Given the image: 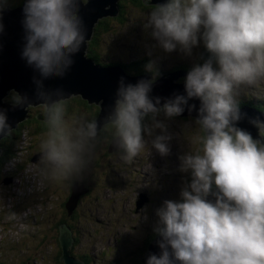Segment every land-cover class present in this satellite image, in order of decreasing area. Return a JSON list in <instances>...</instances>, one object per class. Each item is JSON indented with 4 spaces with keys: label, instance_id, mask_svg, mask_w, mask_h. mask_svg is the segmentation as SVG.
I'll list each match as a JSON object with an SVG mask.
<instances>
[{
    "label": "clouds",
    "instance_id": "1",
    "mask_svg": "<svg viewBox=\"0 0 264 264\" xmlns=\"http://www.w3.org/2000/svg\"><path fill=\"white\" fill-rule=\"evenodd\" d=\"M9 0H0V37L6 31ZM83 0H24L20 59L32 70L31 93L10 90L13 108L42 109L45 130L38 167L45 180L82 179L104 133L120 159L131 163L145 148L144 133L161 155L170 151L168 127L158 119L197 111L195 150L180 156V171L190 173L179 201L156 210L154 231L161 252L147 264H264V120L242 113L239 97L264 81V0H166L152 6L143 28L167 53L200 55L184 78L185 94L151 96L156 75L135 84L120 78L101 122L87 113L69 115L72 94L49 81L63 80L74 57L87 44L80 14ZM150 30V31H149ZM151 55V51L148 53ZM145 70L154 72L155 61ZM197 99L199 108L189 104ZM146 118L151 124H146ZM247 119L258 136L238 126ZM191 124V123H190ZM12 133L0 108V134ZM211 197V198H210ZM8 220L17 219L12 212ZM21 228L24 225H20Z\"/></svg>",
    "mask_w": 264,
    "mask_h": 264
},
{
    "label": "rangeland",
    "instance_id": "2",
    "mask_svg": "<svg viewBox=\"0 0 264 264\" xmlns=\"http://www.w3.org/2000/svg\"><path fill=\"white\" fill-rule=\"evenodd\" d=\"M15 2L10 0L8 5ZM120 2L124 5L122 18H107L110 31L98 37L96 51L101 65H127L147 59V64L155 61V70H145L146 73L158 78L171 73L176 66H183L186 70L182 71L188 73L193 64L199 62L198 57L206 51L202 42L193 48L190 57L179 50L167 53L158 46L153 47L157 41L143 28L152 9L136 7L131 0ZM150 51L151 55L148 54ZM184 78H177L175 83L184 84ZM239 100L264 102V81L243 90ZM97 107L100 113V107ZM33 108L37 110H34L35 116L41 117L42 109ZM92 112H88L89 117L93 116ZM158 119L167 124V134L172 136L167 155H161L151 145L156 135L165 134L160 129L154 130L151 137L144 134L145 148L131 163L121 160L120 155L112 156L110 151L115 146L103 142L102 150L95 152L82 179L67 182L43 179L38 167L41 135L24 131L15 157L0 175V264H64L59 259L61 251L55 239L59 238L63 204L72 192L71 187L88 190L79 199L76 218L69 222L76 228L74 235L79 236L78 245L73 246L75 258L85 255L93 260V264L115 259L127 263L133 257L127 254L143 250L145 232L154 230L158 224L156 210L165 200L179 201L182 187L185 182H190V173L180 171V156L198 146L192 142L197 134L193 116L165 119L161 114ZM34 130L32 126L31 131ZM24 161L26 166L21 171L19 166ZM7 178L12 182L5 183L10 180ZM140 194L149 195L151 199L146 208L135 215L132 210L140 200ZM12 212L17 214V219L8 220Z\"/></svg>",
    "mask_w": 264,
    "mask_h": 264
},
{
    "label": "water",
    "instance_id": "3",
    "mask_svg": "<svg viewBox=\"0 0 264 264\" xmlns=\"http://www.w3.org/2000/svg\"><path fill=\"white\" fill-rule=\"evenodd\" d=\"M146 5H154L158 3H165L166 0H142ZM120 0H83L81 4L80 14L84 19L87 28V44L81 49L80 53L74 57L75 64L70 72L63 79H56L49 81L51 87L63 86L65 90L72 94V97H81L89 105H96L100 107L99 117L103 121V115L108 105H110L115 97V92L121 77L125 79L126 83L135 84L141 79H152L148 74L141 76H130L126 73L125 69L120 65L101 66L96 64L92 59L87 57L89 43L92 41L95 28L100 21L107 18H116L120 16L121 9L119 7ZM20 7L8 9L4 14V23L6 31L0 37V108L7 111L8 124L11 126L12 131L16 130L20 123H22L28 115V110L22 108H13L11 103L5 102L10 95V90L16 89L21 93H31V76L32 70L26 67L23 60L20 59V46L22 44L23 30L20 25L21 9ZM207 58L209 55L206 51L203 53ZM187 73L182 70L171 72L164 76H160L153 84V91L151 96L172 97L173 94H185L184 84L175 83V80L180 77H186ZM71 97V98H72ZM189 104H195L197 110L200 102L197 99L189 101ZM35 107V106H33ZM242 113H247L248 116H260L264 120V111H260L250 106L240 107ZM197 111L191 114L185 112L179 116L186 118L188 116H197ZM42 119V117H39ZM239 127L244 128L252 133L254 137L258 136L257 129L250 125L247 119L242 120L238 124ZM8 134H0V143L7 137ZM1 145V144H0ZM118 151L115 147L110 151L112 154ZM2 150L0 149V156ZM37 159V158H36ZM5 183H11V178ZM74 192L72 197L67 201L66 208L67 214L71 215L78 207L79 199L87 189L84 187H73ZM211 198V197H210ZM140 200L136 202L137 211L145 202L148 201L146 195L142 194ZM157 238L149 244L144 256L141 258V264H147V259L150 254L159 255L161 250L158 247ZM61 247L60 260L64 264H83V262L76 259L70 252L74 245L73 232L68 226H61L58 238Z\"/></svg>",
    "mask_w": 264,
    "mask_h": 264
},
{
    "label": "trees",
    "instance_id": "4",
    "mask_svg": "<svg viewBox=\"0 0 264 264\" xmlns=\"http://www.w3.org/2000/svg\"><path fill=\"white\" fill-rule=\"evenodd\" d=\"M131 1H132V3L136 7H140L142 9H146L144 7V5L142 4L141 0H131ZM120 5H121L120 6V8H121V15L118 17V19H121L122 16H123V13H124V5H122V4H120ZM107 20L108 19H104V20L100 21L99 24L96 26L94 37H93L92 41L89 43V48H88V52H87V57L89 59H92L98 65H101L100 64V56H99V54L96 51V48L98 47V44H99L98 37L100 36L101 33H107V32L110 31L109 30V25L107 24ZM113 65H120L121 67H123L129 73H134L137 76H141V75L147 74L146 71H145V68H144L147 65V59L143 60L142 62H138L137 61L135 63L127 64V65L116 64V63L112 64V66ZM101 66H111V65H101ZM180 70H183V69H180ZM148 75H150V74H148ZM159 78H160V76L158 78H156V80L159 79ZM10 97H11V95L7 98V101H9L11 99ZM243 106H250V107H253V108L258 109L260 111H264V102H257V101H253L252 103H249V102L248 103L240 102V107H243ZM76 107H79V108H83L84 107L87 110L86 111L87 114H88V112L93 111L92 112L93 116H90V118L91 117H96V118L99 117V109H98V107L95 106V105H89L86 101H84L83 99H81L79 97H76V98L71 99L70 101H68V112H69V114L72 113L71 108L73 109V108H76ZM149 121H151V119L150 118H146L145 122H149ZM25 124L28 125V122H25ZM38 125H39V128H40V126L43 125V123L42 124L40 123ZM29 126H31L30 123H29ZM17 129H18V132L17 133L12 131V133H13L12 135L11 134L10 135H7V137H9V139L8 140L1 141V143H0L1 144L0 145V149L2 150V155L0 156V175H1V172H3L4 167L9 162H11L10 160L12 158L15 157V154H16L15 153L16 152L15 150L17 148H19L18 142H19V140H20V138L22 136V133L24 131H29L27 129V127L24 126V123L23 122L18 126ZM102 134L104 136L106 135L104 133H102ZM107 137L109 138L111 136H107ZM103 142H107V141H105V139H103V138L100 139L101 145L104 144ZM100 150H102V149H100ZM104 152H105V155H106L107 152L106 151H104ZM25 166H26V161H24L22 163V165L19 166V169L21 171H23L25 169ZM71 191L72 192H70V195H69L68 200L73 195V192H74L73 187H71ZM67 201H66V203H67ZM66 203H65V205L63 204V208H64V210H63V214L64 215L63 216L64 217L61 220V222H60V224H59L58 227L60 228V226L63 224L65 226H68L71 229V231L73 232L74 245H75V248H76V246L79 243V238H78L79 236H75L74 235L76 233V228L74 226H70L69 222L71 220H74L76 218V216H77L76 211L77 210L74 211L73 214H71V215L67 214ZM54 231H55V228H54ZM57 236H58V234H57ZM154 237L155 236H152L151 239H153ZM151 239L149 240L148 243H145V246H144V249L143 250H138L137 252H135L133 254H130V255L127 254L129 257L130 256H133L129 262L126 263V262H123L120 259H115V260H110V261L105 262V263H102V264H141V262L139 260L144 255V253L146 252V250H147V248L149 246V243L152 241ZM55 241H57V246L59 247V249L61 251V248L59 246L60 244H59V241H58V237L55 239ZM73 250H74V248L72 247L71 250H70V252L75 257V254H73ZM59 255H60L59 256V259H60L61 252H60ZM76 259L81 260V262H83V264H93V260L91 258L86 257L85 255L80 256V257L78 256V257H76Z\"/></svg>",
    "mask_w": 264,
    "mask_h": 264
},
{
    "label": "flooded vegetation",
    "instance_id": "5",
    "mask_svg": "<svg viewBox=\"0 0 264 264\" xmlns=\"http://www.w3.org/2000/svg\"><path fill=\"white\" fill-rule=\"evenodd\" d=\"M10 1V0H9ZM17 2H15V4H9L7 7H11L12 9H14V8H17V7H20L21 5H22V3L24 2V0H16ZM141 2H142V4L144 5V7L146 8V9H152V5H146L145 4V2H143L142 0H141ZM120 4H122L121 2H119ZM119 4V7L121 6ZM15 5V6H14ZM123 5V4H122ZM121 9V8H120ZM120 15H121V13H120ZM199 58V57H198ZM197 58V59H198ZM180 70V69H184V70H186L183 66H176L174 69H171L170 70V72H173L174 70ZM10 96V95H9ZM11 98V97H10ZM74 99V98H73ZM70 101V100H69ZM5 102H7V103H11V99L9 100V101H5ZM84 108V107H83ZM79 108V107H76V108H71V110H72V113H70L69 115H71V114H73V113H76V114H80V113H85L87 110L84 108ZM34 110H36L35 108H33L32 109V107L28 110V115H27V118L23 121V123H24V126H26L27 127V129L29 130L28 132H29V134H32V135H35V134H40V135H42V132L45 130V128H44V125H41L40 126V128H39V125L38 124H42V119H40L39 118V114L38 115H36L35 116V112L37 111H35L34 112ZM25 122H28V125L27 124H25ZM29 123H30V125L31 126H29ZM146 124L148 123V122H145ZM21 124V123H20ZM19 124V125H20ZM32 126L34 127V129H36V130H34V131H31V128H32ZM13 132H18V129H16V130H14ZM13 133H11V135H12ZM144 134H146V133H144ZM102 136H101V139L103 138V139H105V136L103 135V134H101ZM104 136V137H103ZM110 138V137H109ZM108 137H107V139H105V141H107V142H104L105 144H108V142L109 143H111V139H109ZM9 139V137H6V138H4L3 139V141L4 140H8ZM104 144H102L101 145V143L99 142V144H98V146H97V149H96V152L97 151H101L100 149H102V146H103ZM120 155V153H118V151H116V152H114L113 154H112V156H119ZM105 156H108V154H106ZM147 177L149 178V175H147ZM141 195V194H140ZM146 197H147V199H148V201L147 202H145L144 204H143V206H141L140 207V209L137 211L136 210V205H135V209L134 210H132V212H133V214H135V215H139L145 208H146V206L148 205V203H149V201H150V197H149V195H146ZM68 198H69V196L67 197V200H68ZM66 200V201H67ZM66 203V202H65ZM65 203H64V205H65ZM80 205V203L78 204V206ZM61 226H63V224L61 225ZM60 226V227H61ZM59 230H60V228H59ZM145 235H146V239H145V243H148L149 242V240L152 238V236H158L157 234H156V232L154 231V230H150V231H147V232H145ZM151 240H153V239H151ZM151 243V242H150ZM149 243V244H150ZM61 248V247H60Z\"/></svg>",
    "mask_w": 264,
    "mask_h": 264
},
{
    "label": "bare ground",
    "instance_id": "6",
    "mask_svg": "<svg viewBox=\"0 0 264 264\" xmlns=\"http://www.w3.org/2000/svg\"><path fill=\"white\" fill-rule=\"evenodd\" d=\"M8 9H10V8H8ZM8 11H9V10H8ZM28 110H29V109H28ZM156 238H157V236H155V237L153 238V240H155ZM153 240H152V241H153Z\"/></svg>",
    "mask_w": 264,
    "mask_h": 264
}]
</instances>
